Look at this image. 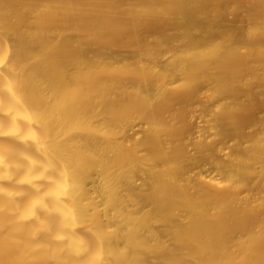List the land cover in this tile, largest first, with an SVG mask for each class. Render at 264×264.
Returning a JSON list of instances; mask_svg holds the SVG:
<instances>
[{"label":"bare ground","instance_id":"1","mask_svg":"<svg viewBox=\"0 0 264 264\" xmlns=\"http://www.w3.org/2000/svg\"><path fill=\"white\" fill-rule=\"evenodd\" d=\"M252 102L264 0H0V264H264Z\"/></svg>","mask_w":264,"mask_h":264},{"label":"rangeland","instance_id":"2","mask_svg":"<svg viewBox=\"0 0 264 264\" xmlns=\"http://www.w3.org/2000/svg\"><path fill=\"white\" fill-rule=\"evenodd\" d=\"M233 18L234 19H236V21L237 22H241L242 24H245V22L244 21H241L240 19H241V17H240V14H235L234 16H233ZM152 25V26H151ZM149 27H148V29H145V30H142V33H146V34H152V32L153 33H155V31L157 30L156 28H157V24L155 23V25H154V23H152ZM155 29H154V28ZM118 50H119V53L120 54H122L123 56H127L128 54H129V48H128V46L127 45H125V44H123V45H118ZM227 98V99H226ZM259 99V98H258ZM223 100H228V101H230V98H228L227 96L223 99ZM217 101V100H216ZM216 101L215 100H211V101H206L203 97L202 98H197L196 100H195V102H194V104H193V106H192V108H194L196 111L195 112H197L196 113V115L198 114V115H200L199 113H201L202 114V110H203V108H205V106L206 105H210V106H214V104L216 103ZM257 101V100H256ZM260 101H263V100H261L260 99ZM259 101V102H260ZM253 103V102H252ZM258 104H261V102L260 103H258ZM176 106V104L174 105V107ZM260 106H262L263 108H261ZM260 106H258L257 105V103H253V104H251V107L249 108V110L247 111V112H243L242 114H241V119H243V120H249L250 122H254V119L256 120L257 118H259L260 119V116L261 117H264V104H263V102H262V105H260ZM190 115L188 114V113H185L184 114V118L185 119H187V121H189L188 123H189V125L191 126L190 128H191V130L193 129H195V122H196V120H191V119H189L190 117H189ZM246 117V118H245ZM184 118H182L183 120H185ZM258 119V120H259ZM192 130V131H193ZM233 139V138H232ZM232 139L231 138H228V146L230 147V149H233V148H231L233 145L231 144L232 143ZM232 145V146H231ZM228 147V148H229Z\"/></svg>","mask_w":264,"mask_h":264}]
</instances>
